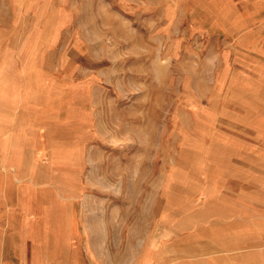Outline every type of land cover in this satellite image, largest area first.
Wrapping results in <instances>:
<instances>
[{
	"label": "rangeland",
	"instance_id": "obj_1",
	"mask_svg": "<svg viewBox=\"0 0 264 264\" xmlns=\"http://www.w3.org/2000/svg\"><path fill=\"white\" fill-rule=\"evenodd\" d=\"M84 4L0 0V264H264V0Z\"/></svg>",
	"mask_w": 264,
	"mask_h": 264
},
{
	"label": "crops",
	"instance_id": "obj_2",
	"mask_svg": "<svg viewBox=\"0 0 264 264\" xmlns=\"http://www.w3.org/2000/svg\"><path fill=\"white\" fill-rule=\"evenodd\" d=\"M60 1L61 0H50L52 10L49 13H47V15L49 17L58 18L60 16L59 9H58L59 8L58 3ZM66 1H67L68 13L65 16L67 18L75 19L76 17H78V15H79L78 13L81 10V7L79 8V6H81V5H79V2L88 3V5L84 4V7L82 8V10L90 11V14H89L90 19L96 17V14L94 13V3L96 0H66ZM99 15H101V13ZM62 17H64V16H62ZM57 26H60V25H57ZM68 31L70 33H72L73 35L76 33H79V31H77L75 29V20H73V23H72V25H70V28L68 29ZM74 50H76V49H74ZM75 52L79 53L77 50ZM13 169H15V168H13Z\"/></svg>",
	"mask_w": 264,
	"mask_h": 264
}]
</instances>
